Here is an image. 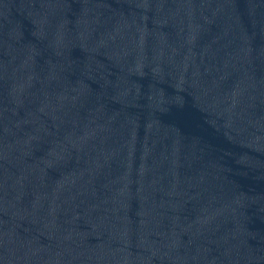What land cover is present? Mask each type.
I'll list each match as a JSON object with an SVG mask.
<instances>
[{
  "label": "water",
  "instance_id": "1",
  "mask_svg": "<svg viewBox=\"0 0 264 264\" xmlns=\"http://www.w3.org/2000/svg\"><path fill=\"white\" fill-rule=\"evenodd\" d=\"M0 264H264V0H0Z\"/></svg>",
  "mask_w": 264,
  "mask_h": 264
}]
</instances>
